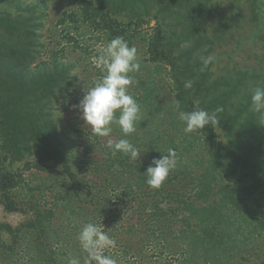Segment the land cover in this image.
I'll return each instance as SVG.
<instances>
[{"label": "trees", "instance_id": "trees-1", "mask_svg": "<svg viewBox=\"0 0 264 264\" xmlns=\"http://www.w3.org/2000/svg\"><path fill=\"white\" fill-rule=\"evenodd\" d=\"M24 1H0V205L27 215L18 225L0 221V264H85L78 234L87 223L116 241L104 254L117 264H264V248L253 247L264 238V125L250 108L264 67L214 74V58L204 67L215 40L203 14L214 0H57L54 47L42 41L44 0ZM243 2L232 4L234 18ZM251 5L260 29L264 0ZM117 36L137 53L145 48L130 73L136 131L125 137L112 126L141 153L113 156L90 128L75 126L84 155L74 168L52 111L81 99L73 72L82 61L101 77L94 58ZM196 108L223 111L216 125L186 134L179 111ZM169 148L178 165L153 189L145 172Z\"/></svg>", "mask_w": 264, "mask_h": 264}, {"label": "clouds", "instance_id": "clouds-1", "mask_svg": "<svg viewBox=\"0 0 264 264\" xmlns=\"http://www.w3.org/2000/svg\"><path fill=\"white\" fill-rule=\"evenodd\" d=\"M190 46V42L185 41L180 48L186 49ZM212 59V56H201L204 67H207ZM93 62L102 75L93 86L85 89L83 98L74 107L94 136L110 137L112 126L116 125L123 136L127 137L136 131V124L141 118L140 105L129 94V86L133 84L130 73L140 69L137 49L134 46L130 47L123 37L117 36L107 43ZM184 87L191 88L192 82L186 81ZM174 103L179 109L180 102ZM250 108L251 111L259 114L260 124L264 125V87L258 86L252 89ZM222 111V108H217L213 112L200 108L193 111H179V119L184 124V133L190 134L208 125H216L219 123L217 113ZM107 148L113 156L121 153L133 161L137 160L141 153L134 144L124 138L115 140L109 138ZM161 153L166 155L154 158L145 172L146 183L153 189H159L178 165L175 149L169 148ZM78 240L81 248L88 254L85 264H93V262L117 264L116 259L104 254L105 249L115 247L116 241L102 230V225L85 224L78 234ZM68 264H80V260L72 257L68 260Z\"/></svg>", "mask_w": 264, "mask_h": 264}, {"label": "rangeland", "instance_id": "rangeland-1", "mask_svg": "<svg viewBox=\"0 0 264 264\" xmlns=\"http://www.w3.org/2000/svg\"><path fill=\"white\" fill-rule=\"evenodd\" d=\"M25 1L24 4H35L38 2V0ZM251 2L252 0H244L242 5L237 6V8L242 6L243 9H239V16L236 18H234L232 12V4L235 3V0H214L212 5L209 6L203 14L206 31L208 35L215 40L213 51L209 53V56H212L215 59L212 68L214 74H223L226 67H228L229 71L234 74L240 72V70L245 71L247 68L251 70L256 68L259 70L264 67V27L257 29V22L251 20L254 14ZM60 8L61 2L59 3L57 0H44V3L37 11V13H39V11L43 12L40 31L43 35L42 41L49 47H54L52 45L53 38H56L59 34L56 27V21ZM55 33L56 35H54ZM208 47L209 46H207V48ZM144 52L145 48L139 45L138 53H140L141 58L145 57ZM43 55V57L47 56L46 50ZM77 57L78 55L75 54L72 55L70 59L74 60L77 59ZM73 73H77L78 75L79 79L77 85H79V87H84L80 92V97L82 99L85 89L89 88L88 86H90V83L94 84L95 82V70L82 61V63L78 64V67ZM161 84L167 87L165 81H162ZM165 92H169V88L163 91V95ZM73 98H75V96H73ZM79 101L76 102L79 103ZM54 105L56 106L54 108L60 107L61 102H54ZM52 113V118H54L55 122L58 124L60 135L67 141L66 143L68 144V149L70 151L69 157L71 165L76 168L84 155V149L77 143V141H73L74 133L72 128L75 126L84 128L90 127L85 126L84 120L75 107H71L69 111H62L60 108H57L53 110ZM113 131L110 134V137L102 138L104 144L107 145V140L109 138L115 139L117 137ZM219 132L221 133L222 139L226 140L228 135L227 132L221 128L219 129ZM57 167L58 168L56 169L60 173H64L65 170L62 166ZM26 216L27 215L21 212L7 211L4 206L0 205V221L2 222L18 225L26 219ZM4 238L7 239V236L5 235ZM257 245L264 248V238H260L257 241V244H254L253 247H258Z\"/></svg>", "mask_w": 264, "mask_h": 264}]
</instances>
